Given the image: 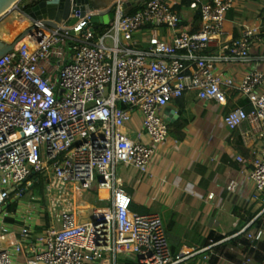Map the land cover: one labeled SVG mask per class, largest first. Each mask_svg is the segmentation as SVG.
I'll return each instance as SVG.
<instances>
[{
	"label": "built area",
	"instance_id": "obj_1",
	"mask_svg": "<svg viewBox=\"0 0 264 264\" xmlns=\"http://www.w3.org/2000/svg\"><path fill=\"white\" fill-rule=\"evenodd\" d=\"M25 1L32 6L41 0ZM71 1L79 8L62 22L52 21L59 27L38 22L0 59V210L15 190L30 193L37 174L51 178L53 191L41 206L47 219L38 228L2 226L0 264H124L121 256L135 264H197L213 246L184 240V228H168L161 214L132 211L131 178L149 174L159 146L170 142L164 113L177 107L174 100L197 92L202 101L227 105L229 90L236 88L253 109L236 108L223 121L232 130L249 123L246 138L262 139L253 158L237 159L242 175L264 192V73L246 68L238 82L220 69L229 62L238 70L253 60L264 18L245 24L232 41L227 14L237 0H192L191 7L185 0H144L133 12L130 0H112L104 9L113 10L112 25L100 33L97 10L83 15L82 5ZM21 7L13 11L33 24ZM188 8L202 14L197 32L183 26ZM136 111L142 125L131 130ZM238 184L232 181L229 190ZM184 189L177 186V193ZM33 212L30 204L26 215ZM246 235L264 242V228ZM244 257L248 264L246 252Z\"/></svg>",
	"mask_w": 264,
	"mask_h": 264
},
{
	"label": "crops",
	"instance_id": "obj_2",
	"mask_svg": "<svg viewBox=\"0 0 264 264\" xmlns=\"http://www.w3.org/2000/svg\"><path fill=\"white\" fill-rule=\"evenodd\" d=\"M143 1L130 0L127 2L128 6L132 7L131 12L135 11L139 3ZM92 5L100 11L111 4H103L100 7L97 0H92ZM186 6L191 7L188 4ZM16 13L19 17L28 18L19 11ZM198 13L201 12L192 8L184 11L183 26L192 28L198 26L196 17ZM230 15L233 19H230ZM5 16L7 18L3 24L11 26L10 22L15 18L14 14L8 13ZM263 18L264 0H237L235 6L227 14V38L232 41L240 38L245 24H260ZM28 21L17 23L16 26H22L17 33L25 31L30 26ZM112 22L110 14H107L99 24L111 26ZM144 36L145 34L140 38L143 39ZM164 38L172 40L171 36H164ZM251 53L253 60L248 65L243 64L240 69L236 70L231 63H222L221 71L233 76L238 82L243 78L246 68L257 69L264 73V32L252 45ZM261 90L264 91V86ZM178 101L187 105L193 121L183 130L182 139L171 135L170 142L159 146L152 158L149 174L139 172L131 178L133 204L147 209L148 214L158 213L164 216L167 227L170 229L182 226L184 240L201 248L213 246L201 256L197 264H245L244 242L239 241L233 245L231 243L243 236L247 237L246 231L248 230L256 231L264 228V209L254 219H250L247 213V210L250 211L252 207L257 210L264 205V192L257 189L252 179L242 175V165L237 158L239 155L247 159L253 158L255 153L261 151L263 141L259 137H253L252 140L246 138L245 133L250 129V125L244 123L240 128L234 129L238 130L244 146V149H239L231 142L234 130L227 128L223 120L224 116L232 110L239 107L244 108L243 102L250 103L252 109L253 104L236 88L229 90L227 105L202 101L198 98L197 92H190L174 100L177 107L172 104L165 110L164 118L167 110H175L180 115L174 123L165 118L169 125L175 124L181 118ZM142 121L141 112H134L129 124L130 129L139 130ZM143 139L144 142L150 143V137L147 134L144 133ZM176 139L180 141L178 144L174 143ZM227 158L232 161V164H229L224 172L216 175L208 189L205 188L202 180H207V176L216 171L222 160H227ZM200 166L206 167V176L197 174ZM40 176L43 182L44 203L45 198L53 196V191L50 188L51 178L44 174ZM234 180H237L239 184L236 191H231L228 186ZM189 184H192V190L197 192L196 194H192L191 189H186ZM179 185L186 190L177 193ZM211 192L215 193V198L212 200L208 197ZM17 197L19 199L18 213L13 210L11 198L9 205H5L0 210V234L3 225L36 227L47 219L41 209L42 196L35 195L31 191L22 195L17 194ZM30 204H34L32 216L26 215ZM3 210L8 215L5 220H3ZM212 250L214 256L210 258L208 255ZM261 257L264 258V251H261ZM248 264L260 263L254 258H249Z\"/></svg>",
	"mask_w": 264,
	"mask_h": 264
},
{
	"label": "trees",
	"instance_id": "obj_3",
	"mask_svg": "<svg viewBox=\"0 0 264 264\" xmlns=\"http://www.w3.org/2000/svg\"><path fill=\"white\" fill-rule=\"evenodd\" d=\"M185 4L190 5L191 0H185ZM26 1L24 0L21 5L22 7H24V9L26 10L29 6H31L28 3H25ZM197 17V22H198V26L194 27L195 32L199 31L202 27V15L201 13H198L196 15ZM231 15H230V19H231ZM233 19V18H232ZM110 25L107 24H99L98 25V30L100 31V33H103L105 31H107L108 29H110ZM245 104L244 108L247 111H251L252 109V105L250 103L247 102H243ZM178 105L180 108V114H181V118L180 120H178L175 124H170V135H172L173 137L176 138H183V130L193 121V118L190 117L187 105L184 102L179 103L178 101ZM129 108V107H126ZM231 142L236 144L237 147H239V149H244L243 143L240 139V134L238 132V130H234V133L232 135L231 138ZM232 164V161L230 159L227 158V160L223 159L221 164L219 165L218 169L216 171L211 172V174L209 176H207V180H202L203 182V186L205 188L208 189V187H210L212 181L215 179L216 175L218 173H222L225 171L226 167ZM206 167L205 166H200L197 170V174L198 175H204L206 176ZM41 176L39 174L34 176V184L31 187V190L35 195L38 196H43V188H42V180H41ZM21 188H24L21 187ZM19 190H15L10 196L11 200H12V206H13V210L14 212L18 213L19 212V199L17 197V194H19ZM41 204H44L43 201L41 200ZM132 211L140 213V214H148L149 211L143 207H138L135 204H132L131 206ZM264 209V205L259 207L257 210H254V208L252 207V209L250 211L247 210V213L250 215V219H254L262 210ZM20 223L22 224L21 220ZM245 225V224H243ZM228 236V235H227ZM226 237V236H225ZM224 237V238H225ZM223 238V237H222ZM221 239V238H220ZM244 242V251L247 253L248 258H254L255 261H257L258 263L262 264L264 261V258L261 257V251H264V242H255L253 243L252 240H250L248 237H241L238 240L233 241L231 244L233 245V243L236 242ZM128 264H135L133 262H129Z\"/></svg>",
	"mask_w": 264,
	"mask_h": 264
},
{
	"label": "water",
	"instance_id": "obj_4",
	"mask_svg": "<svg viewBox=\"0 0 264 264\" xmlns=\"http://www.w3.org/2000/svg\"><path fill=\"white\" fill-rule=\"evenodd\" d=\"M24 0H0V18L13 12V10ZM76 4L81 6L83 15L96 10L92 5V0H77ZM79 7L74 6L71 0H41L35 5L29 6L25 13L32 19L33 24L22 33L15 42L0 40V59L6 54L13 51L16 44L26 38L29 34L34 33L38 29V22H43L44 25H52L59 27L56 22H62L63 19H68L72 11H76ZM110 14L111 19H114V12L111 8L108 10H100L94 14V22L100 23L104 16ZM52 21H56L55 23ZM174 115V117H173ZM179 114L175 110H167L165 118L169 122H175L179 118Z\"/></svg>",
	"mask_w": 264,
	"mask_h": 264
},
{
	"label": "rangeland",
	"instance_id": "obj_5",
	"mask_svg": "<svg viewBox=\"0 0 264 264\" xmlns=\"http://www.w3.org/2000/svg\"><path fill=\"white\" fill-rule=\"evenodd\" d=\"M94 1V0H93ZM99 3H100V7L103 6V4H107L109 5L111 3V0H97ZM102 4V5H101ZM22 8V7H21ZM17 11H13L11 14H14V19H11V22H10V25L11 26H7V29L8 30H5L6 33H8V36H4V35H0V40H3V41H9L13 38V36H16V33L18 32V30L22 27V26H16L17 23H23V22H26L28 21L26 18H22L21 16L19 17V14L16 13ZM18 15V16H17ZM5 18H7V16H3L2 18H0V27L1 25L5 22ZM21 18V19H20ZM28 25H29V21L27 22ZM5 29V28H4ZM18 34V33H17ZM50 192V191H49ZM45 196H42V201L44 199ZM93 200L98 203V204H104L103 202L99 201L98 197L97 196H94ZM3 213H4V210H3ZM120 261L124 264H128L126 261H125V257L124 256H121L120 257Z\"/></svg>",
	"mask_w": 264,
	"mask_h": 264
},
{
	"label": "bare ground",
	"instance_id": "obj_6",
	"mask_svg": "<svg viewBox=\"0 0 264 264\" xmlns=\"http://www.w3.org/2000/svg\"><path fill=\"white\" fill-rule=\"evenodd\" d=\"M4 25V26H3ZM5 28V29H4ZM5 30H8L7 29V25L6 24H2V26L0 27V35L2 34V35H4V36H8V33H6V31Z\"/></svg>",
	"mask_w": 264,
	"mask_h": 264
},
{
	"label": "flooded vegetation",
	"instance_id": "obj_7",
	"mask_svg": "<svg viewBox=\"0 0 264 264\" xmlns=\"http://www.w3.org/2000/svg\"><path fill=\"white\" fill-rule=\"evenodd\" d=\"M95 6V5H94Z\"/></svg>",
	"mask_w": 264,
	"mask_h": 264
}]
</instances>
